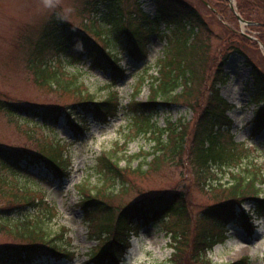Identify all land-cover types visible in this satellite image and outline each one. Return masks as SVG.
Here are the masks:
<instances>
[{
    "label": "rangeland",
    "instance_id": "rangeland-1",
    "mask_svg": "<svg viewBox=\"0 0 264 264\" xmlns=\"http://www.w3.org/2000/svg\"><path fill=\"white\" fill-rule=\"evenodd\" d=\"M85 1L87 0H0V107L4 102L60 105L75 100L70 94L54 92L35 83L31 69V59L34 55L29 43L38 39L42 25L53 13L87 33L84 27L97 25V17L94 13L82 10ZM119 1L127 12L136 2ZM187 1L198 10L205 22V27L196 33L192 48L186 56L188 66L201 63L203 70L199 78L193 80L191 94L187 98L190 101L188 104L183 102L182 97L177 96L171 106L161 107L157 112L151 113V119L159 130L166 127L168 120L177 126L183 122L182 133L186 135L184 143L187 149L193 137L198 112L207 103L210 93L218 88L220 94L234 105V109L229 113L230 130L223 135L227 141L231 138V149L235 153L241 152L240 160H233L234 163L230 162V165L223 164L230 150L227 148L230 145L224 146V143L220 162L211 165L212 169L202 172L201 167L186 154V150L171 152L172 141L160 149L157 148L156 135L136 136L137 129L143 125L145 119L130 111L119 112L107 124L96 125L88 118L89 126L84 136L73 140L63 122L54 128L55 138L49 129L34 126L31 122L0 108V145L39 154L45 143L58 141L63 154L69 157L66 163L68 176L61 182L51 181L42 186V192L39 193L42 195V203L38 211L16 208L17 206H13L17 204L14 196L6 186H0V209H10L13 206L8 213L3 211V216H0V246L27 243V239L20 235L18 229L22 228L24 220L30 219V216H38L46 218L50 233L62 231L75 251L73 263L66 261L61 264H84L89 250L98 244L96 239L92 238L95 232L90 231L80 208L81 194L78 187L84 186L93 193L101 189L100 194L112 205L110 206L113 208V217L119 208L142 196L176 194L175 196L184 199L180 210H174V207L158 221L141 229L138 236L131 240L130 248L121 264H229L239 260L245 263L248 258L247 264H264V210L258 219L252 220L255 230L250 238L241 229L228 225L222 230L221 238L214 242L210 251H206L204 247L200 252L201 258L194 253L192 239L196 232V218L208 207L224 200L214 187L218 183L229 181L227 174L230 170L237 171L245 167L248 173H255L264 180V126L256 132L253 123L254 115L264 102L260 100L255 103L249 100L252 83L249 69L245 66L247 58L264 73V46L256 40L260 34L249 30L250 28L238 21L231 12L230 7L236 12V3L239 5L237 0H231L230 3L228 0H213L216 12L207 5L211 0ZM249 2L252 4L254 15L257 11L253 9L257 7L260 12H264V0ZM138 3L144 12L150 15L153 13L152 0H139ZM163 46L164 41L155 40L143 64L129 71L125 80L118 83L122 107L134 98L138 101L148 99L149 75L158 76L159 70L163 68V63L160 62L164 55ZM233 47L238 48L240 52L229 55L225 66L217 68L220 57L229 54ZM55 52L47 51L43 54V59L54 60L57 56ZM118 55L123 59L121 53ZM58 56L61 57V53ZM63 59L66 60L67 57ZM89 65V61L73 66L62 60L58 66L71 72L77 69L82 71L83 74H76L84 83L82 89L88 90L96 99H101L107 94L106 82L109 75L101 74ZM216 69L221 70L217 72ZM170 70L176 71L177 64L174 63ZM180 91L181 87L175 93ZM190 104L194 105V108ZM169 135L170 133L164 130L162 141L169 138ZM180 135L181 133L176 137L180 139ZM171 139L173 140V137ZM110 150L114 151L120 167H127L125 176L118 181H107L96 169L98 157L102 152ZM157 155L159 159L150 162ZM137 167L138 169L133 171ZM34 171L33 168L29 169L30 173ZM25 173L26 170L21 172ZM217 180L221 182H216ZM97 216L98 214L91 215L92 218ZM169 233L180 237L179 240L174 243ZM179 249L182 253L177 251Z\"/></svg>",
    "mask_w": 264,
    "mask_h": 264
},
{
    "label": "trees",
    "instance_id": "trees-1",
    "mask_svg": "<svg viewBox=\"0 0 264 264\" xmlns=\"http://www.w3.org/2000/svg\"><path fill=\"white\" fill-rule=\"evenodd\" d=\"M237 1L242 18L250 21L264 20V12H260L259 7L253 9L257 11L254 15L249 0ZM152 2L154 13L149 15L140 8L138 0L128 12L119 0H87L83 2L82 10L94 13L97 17V21H94L97 25L84 27L87 33L75 28L57 13H53L42 25L38 39L34 43H29L34 55L31 59V69L37 85L45 86L54 92L70 94L75 100L60 105L4 102L0 108L31 122L34 126L49 129L55 138L54 128L63 122L73 140L84 136L89 126L88 118L93 124L100 125L105 124L119 112L130 111L145 119L143 125L137 129L136 136L156 135L155 141L157 148L160 149L172 141L171 152L186 150V154L201 167L202 172L210 169L207 166L209 163L220 162L224 150L222 145L225 142V145H230L227 146L230 150L225 160L227 162L224 161L223 164L230 165V162L234 163L233 160H240L241 152L235 153L231 149L232 142L226 141L223 135V130L229 129L231 120L228 112L233 107L219 95L218 90L210 93L207 103L198 112L194 122L193 137L187 149L184 143L186 135L182 133L183 122L175 126L174 122L168 120L166 127L159 130L152 121L151 113L157 112L161 107L171 106L175 97H182L183 102L187 104L190 102L187 98L190 97L193 80L199 78L203 69L200 67L201 63L188 66L186 56L195 40V30L198 32L205 27L203 17L187 0H152ZM260 22L264 23V21ZM249 28L260 34L258 39L264 44V24L250 25ZM162 39L165 40L162 49L164 55L160 60L163 68L159 70L158 76L149 75L148 99L138 101L134 98L122 107L117 89L118 83L125 80L129 71L136 69L138 65L141 66L155 40ZM116 48L118 51L114 52ZM47 51H56L57 56L54 60L43 59V54ZM238 52L239 49L233 47L229 54L220 57L217 68L225 66L229 55ZM60 53L61 57L58 56ZM119 53L122 54L123 59L119 57ZM64 57L67 59H63ZM124 58L126 63L123 64ZM62 60L73 66L84 64L89 60L90 67L101 74L108 73L107 94L101 99H96L88 90L84 91L81 87L84 83L76 77V74L82 71L77 69L79 72H71L58 66ZM245 62L250 68L256 87L252 95L253 100L263 101L264 73L247 58ZM174 63L177 64L176 71L170 70ZM220 70L216 69L217 72ZM180 86L182 91L175 93ZM190 106L194 108V105L190 104ZM255 118L254 125L259 130L264 124V106L260 108ZM164 130L170 135L162 141ZM179 133H181L180 139L176 137ZM42 148L41 153L31 154L28 151L0 145V186H6L14 196L17 204L13 206H17L16 208L38 211L42 203V195L39 194L42 192V186L51 181L61 182L68 176L66 163L69 157L63 154L60 142L50 141ZM158 159L159 155L154 156L150 162ZM96 165L98 174H102L107 181H118L125 176L127 169L120 167L114 151L111 150L102 152ZM30 168L35 170L34 173H28ZM137 169L138 167L133 171ZM25 170L26 173L21 174ZM248 172L245 167L237 171L232 169L229 172L230 180L214 187L224 200L208 207L199 218H196V232L192 246L195 255H199L198 258H201L200 252L204 247L209 248L212 245L219 231L227 223L242 228L247 235L252 234L253 228L248 221L250 217L245 213V209L257 215L264 210V180L255 173ZM14 179L19 180L13 181ZM78 188L81 194L80 208L85 220L87 219L90 231L95 232L92 238L98 242L87 253L84 264H118L121 255L127 249L131 235L139 228L158 221L174 207V210L176 208L180 210L184 203L183 197L175 196L176 194L158 197L142 196L119 208L118 213L113 217L112 205L110 206L103 194H100L101 189L93 193L84 186ZM13 206L10 209H0V216H3L1 215L3 211L8 213ZM94 214L98 216L92 218L91 215ZM29 218L24 220L22 228L18 229L20 235H24L22 237L27 239V243L0 246V264H61L66 261L73 263L75 251L63 232L57 230L55 234L50 233L46 218L38 216ZM94 220L96 221L92 225ZM179 238L172 235L174 243ZM180 245L184 244L180 243ZM177 251L182 253L181 249ZM232 264H242V262Z\"/></svg>",
    "mask_w": 264,
    "mask_h": 264
}]
</instances>
